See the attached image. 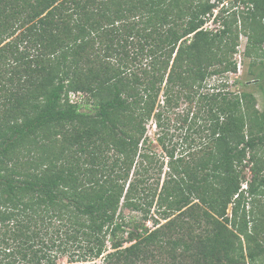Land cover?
Masks as SVG:
<instances>
[{
    "label": "trees",
    "instance_id": "16d2710c",
    "mask_svg": "<svg viewBox=\"0 0 264 264\" xmlns=\"http://www.w3.org/2000/svg\"><path fill=\"white\" fill-rule=\"evenodd\" d=\"M222 2L0 0V264H264V110L206 83H264V0Z\"/></svg>",
    "mask_w": 264,
    "mask_h": 264
},
{
    "label": "rangeland",
    "instance_id": "374dc122",
    "mask_svg": "<svg viewBox=\"0 0 264 264\" xmlns=\"http://www.w3.org/2000/svg\"><path fill=\"white\" fill-rule=\"evenodd\" d=\"M214 1V0H212ZM235 0H223L222 4L219 5V8L222 5H230L234 2ZM216 9L213 12V15H211L206 24L204 25V28L206 29H212L215 27L214 23L212 22L214 19V16L216 15L217 11L219 10ZM244 45H245V39L244 37H240V46L238 47V51L242 52L244 49ZM264 49V46H263ZM236 62H237V73L233 74V73H228L225 74L224 76L221 77L220 81H217L216 78H212L207 80V85L208 88L213 89V87H217L221 85L220 83L223 81L225 87H221V88H225V90L231 92V93H235L237 91H241L244 90L245 85H249V89L253 94L254 97L256 99V106L257 109L259 111H263L264 110V93L263 90L260 89V85H264V83L262 81H257L255 80V75L257 72V68L256 66H252L250 63L249 59L246 58H242L239 56V54H236L234 56ZM182 108L185 106V104L183 103V105H181ZM180 111V110H179ZM179 124L175 123V120L172 117V123H171V129L168 133V137L170 140V143L173 145H176V147H178V145L182 144L183 147H186L188 145V143L190 142L191 138H196V135H192V133H188L186 132L185 127L183 129H177L175 127H178ZM146 135L149 138V141L151 142V144L149 145L150 150L154 151L156 154L163 156L161 148L159 146H157L156 143V139L158 137V135H160V131L159 129H157L155 127V124L152 120H150L147 125H146ZM188 136V137H187ZM186 138V142L185 139ZM179 148V147H178ZM180 149V148H179ZM164 170H166V168H164ZM247 178L249 179V173L246 174ZM228 215H230V207L227 211ZM122 216L124 217L125 221H129L131 220L135 225H137L139 227V231L142 230V228H147L148 230H153L154 228H156L157 226L154 225V220H157L159 224H163L165 221L160 219L159 216L155 213L154 211V207H152L149 211V213L145 216V218H143L144 216L141 215V213H136V212H130L128 210H123L122 211ZM130 228H125L126 233L123 235V237L126 239L127 238V233L130 231ZM128 244H125V246H127ZM57 264H74L69 262V259L66 258H60L57 261ZM92 264H100V259H98L97 261H94Z\"/></svg>",
    "mask_w": 264,
    "mask_h": 264
},
{
    "label": "built area",
    "instance_id": "2783aa9c",
    "mask_svg": "<svg viewBox=\"0 0 264 264\" xmlns=\"http://www.w3.org/2000/svg\"><path fill=\"white\" fill-rule=\"evenodd\" d=\"M69 98H70V101L71 102H74L77 100V96L75 94H70L69 95ZM243 188H246L245 185L243 186Z\"/></svg>",
    "mask_w": 264,
    "mask_h": 264
}]
</instances>
